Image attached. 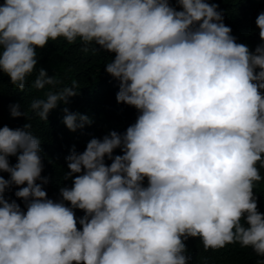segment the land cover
Masks as SVG:
<instances>
[{"label":"clouds","instance_id":"9594fccd","mask_svg":"<svg viewBox=\"0 0 264 264\" xmlns=\"http://www.w3.org/2000/svg\"><path fill=\"white\" fill-rule=\"evenodd\" d=\"M175 2L180 10L171 0L0 2V73L19 92L38 49L79 39L84 51L115 54L104 71L119 82L117 101L139 112L123 134L73 149L64 177L73 183L60 188L59 202L44 190L31 123L0 127V173L10 174L0 175V264H189V238L205 250L239 243L264 257L254 192L264 168V43L253 51L237 42L217 3ZM255 23L264 41V12ZM57 84L40 67L33 87ZM78 89L73 81L49 91L30 110L48 120ZM20 107L11 116L28 118ZM63 111L73 132L92 122ZM13 185L26 211L5 198ZM75 209L85 215L77 219Z\"/></svg>","mask_w":264,"mask_h":264},{"label":"trees","instance_id":"16d2710c","mask_svg":"<svg viewBox=\"0 0 264 264\" xmlns=\"http://www.w3.org/2000/svg\"><path fill=\"white\" fill-rule=\"evenodd\" d=\"M2 2V0H0ZM217 3L218 10L223 13V22L232 29V35L237 42L244 43L251 50L264 43L260 40L256 18L264 12V0H209ZM173 7L180 10L175 0H171ZM84 44L78 39L75 43H68L64 38L49 41L44 49H38V65L27 81L23 92H19L10 82V77L0 73V127L8 126L12 129L22 128L30 122V131L41 141V158L43 162L42 177L47 178L44 190L48 198L59 202L61 187H71L72 179H65L70 171L66 158L73 149L83 152L87 143L93 138L103 139L111 131L123 134L135 123L139 112L136 108L119 103L116 99L119 82L104 71V66L114 58V53L105 52L96 45L89 46L84 51ZM93 48L98 50L93 51ZM43 67L49 76L54 77L58 84L46 86L43 90L33 87L39 68ZM73 81L79 84L78 94L69 98V103H61L53 109L48 120H42L30 110V104L35 99H46L49 91H56L64 86H70ZM19 104L20 110L26 112L28 118L11 116V106ZM67 107L72 113L86 115L92 121L75 132L69 130L63 123L64 111ZM114 155H122L120 149ZM106 159L107 164L111 161ZM11 165L17 163V157H9ZM259 167V165H258ZM262 180L254 187L258 198V210L264 214V168H260ZM5 179H10L7 172L0 173ZM79 174H73V176ZM37 183H41L40 180ZM147 186V180L144 181ZM26 186V185H24ZM19 186L13 185L5 192V198L15 200L26 211L25 201L15 196ZM68 203V202H66ZM70 207V203H68ZM77 219L83 217V210L75 209ZM78 227H82L79 226ZM190 257L189 264H258L264 257L258 256L252 248L241 247L239 243L229 244L220 249L205 250L199 238H189L185 241Z\"/></svg>","mask_w":264,"mask_h":264}]
</instances>
